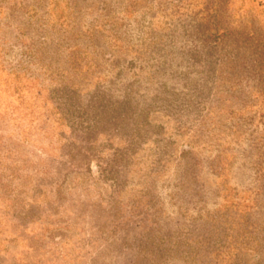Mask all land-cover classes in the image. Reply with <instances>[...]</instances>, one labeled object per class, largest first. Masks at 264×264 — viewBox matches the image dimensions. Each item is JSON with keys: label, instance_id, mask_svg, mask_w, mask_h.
Here are the masks:
<instances>
[{"label": "rangeland", "instance_id": "374dc122", "mask_svg": "<svg viewBox=\"0 0 264 264\" xmlns=\"http://www.w3.org/2000/svg\"><path fill=\"white\" fill-rule=\"evenodd\" d=\"M0 264H264V0H0Z\"/></svg>", "mask_w": 264, "mask_h": 264}]
</instances>
